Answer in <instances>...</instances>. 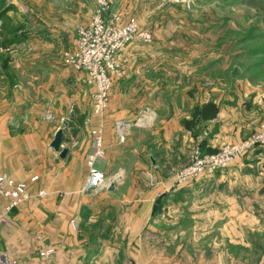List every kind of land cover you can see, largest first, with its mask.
<instances>
[{"label": "rangeland", "instance_id": "rangeland-1", "mask_svg": "<svg viewBox=\"0 0 264 264\" xmlns=\"http://www.w3.org/2000/svg\"><path fill=\"white\" fill-rule=\"evenodd\" d=\"M105 1L107 21L122 25L133 18L153 36L150 44L131 43L118 54V73L113 76V84L123 78L124 66H144L149 70L148 80L157 89L151 92L150 99H162L164 88V99L186 100V105L180 108L187 113L181 120L187 136H183L181 148L189 152L185 166L197 149L214 154L225 146L244 142L262 128L264 0ZM97 8L98 0H0V64L6 65L13 52L19 66H35L40 73L45 72L44 83L66 85L64 70L72 68L65 65L64 55L74 50L79 28L92 21ZM12 39L17 40L15 46ZM4 43L10 45L4 47ZM124 50L133 53L125 63L119 58ZM84 83L87 88L82 105L88 120L92 117L93 89L86 83V75ZM137 88L136 92L130 91L132 99L145 95L141 86ZM206 91L223 100V115L227 117L230 113L233 120L222 132L226 136L223 143L205 140L216 132L215 125L197 119L190 123L195 108L187 104L188 98L195 100L198 96L200 101ZM241 123L247 124L248 132H243ZM177 142V138L172 139L159 149L176 148ZM179 170L170 169L167 173L173 180ZM163 172L162 168H151V185L162 182ZM204 180L214 183L182 199L180 219L167 216L157 222V226L170 227L180 223L181 230L176 235L170 233L164 241L161 235H149L150 252H146V258L160 261L163 252L154 246L166 242L176 246L170 244L164 253L183 262L197 250L198 256L213 252V264H264V147L259 152L247 153L220 172L176 186L184 188ZM113 235L105 229L88 237L102 242L122 237ZM178 248L181 249L177 252ZM123 253L114 252V255L125 259Z\"/></svg>", "mask_w": 264, "mask_h": 264}, {"label": "crops", "instance_id": "crops-1", "mask_svg": "<svg viewBox=\"0 0 264 264\" xmlns=\"http://www.w3.org/2000/svg\"><path fill=\"white\" fill-rule=\"evenodd\" d=\"M12 41L15 46L17 40ZM10 57L6 65L0 64V174L27 184L33 198L13 208L6 221L0 222V249L19 264H44L36 253L44 247L55 250L52 264H213V252L198 256L196 250L184 262L176 256L171 258L164 252L173 243L166 242L154 246L163 252L160 261L146 258V252H150L149 235H161L164 241L170 233L181 230L180 223L170 227L157 226V222L167 216L180 219L182 199L214 183V180L197 181L180 188L167 173L170 169H181L188 161L189 152L181 148L183 136L187 137L181 120L187 113L180 108L186 100L164 99V88L162 99H150L151 92L157 89L147 78L148 68L124 66L123 78L111 88L103 120L99 122L93 117L87 123L82 105L87 88L83 72L65 69L66 85L44 83L45 72L40 73L35 66H19L13 52ZM132 57L133 53L124 50L119 58L125 63ZM138 86L145 95L132 99L130 91L136 92ZM197 98L189 97L187 104L201 108L212 102L219 107L215 119L205 120L216 127V132L212 129L205 140L223 143L222 132L232 120L230 113L227 117L223 115V100L215 98L212 91H206L200 101ZM166 106L173 109L166 110ZM120 120L139 121L127 130L124 142L119 140L115 129ZM197 120L203 121L200 117ZM65 121L69 126L63 129L66 139L61 149L67 148L69 152L61 158L51 143ZM100 125L104 129L106 159L97 166L111 176L110 184L115 183V190L86 192L87 162L93 144L90 131ZM241 126L244 133L249 131L247 124ZM176 138V148L159 149ZM151 168L163 169L164 177L159 176L164 178L162 182L151 185ZM41 191L45 195L39 196ZM7 204L6 199L0 198V215ZM105 229L113 236H122L121 239L102 242L88 237ZM120 251L125 259L114 255Z\"/></svg>", "mask_w": 264, "mask_h": 264}, {"label": "built area", "instance_id": "built-area-1", "mask_svg": "<svg viewBox=\"0 0 264 264\" xmlns=\"http://www.w3.org/2000/svg\"><path fill=\"white\" fill-rule=\"evenodd\" d=\"M106 10L107 2L98 0L96 15L90 23L79 28L74 50L64 55L65 65L83 72L86 75V83L93 89L92 117L88 118L87 123H90L93 117L100 122L105 116L109 106L113 76L118 73L116 64L118 54L128 44H150L153 41L151 32L141 29L133 18L122 25L115 21H107L104 17ZM137 124L139 121H117L115 129L119 140L124 142L127 130ZM90 133L93 144L87 162L88 178L84 190L97 193L107 190L111 180L97 166L98 162L106 159L102 125L91 129ZM263 147L264 124L258 132L244 142L225 146L217 153L204 154L201 149H197L191 155L189 164L177 172L174 178L175 184L184 185L200 176L212 175L218 170L231 166L247 153ZM36 179V177L33 178V181ZM27 187V184L23 182L0 174V198L8 201L5 211L0 215V222L6 221L7 213H10L13 208L33 198ZM38 195L43 196L45 192L41 191ZM72 224L75 226L74 220ZM54 254L55 250L52 247H44L39 251V258L44 264H52ZM0 264H18V262L0 249Z\"/></svg>", "mask_w": 264, "mask_h": 264}, {"label": "water", "instance_id": "water-1", "mask_svg": "<svg viewBox=\"0 0 264 264\" xmlns=\"http://www.w3.org/2000/svg\"><path fill=\"white\" fill-rule=\"evenodd\" d=\"M68 126L69 124L67 121L63 122V127L58 129L55 134L54 140L51 143V148H53L55 152H58L61 158H65L69 152V149L67 148L61 149L66 139L63 129H66ZM108 190H110V192H113L115 190L114 182L109 185Z\"/></svg>", "mask_w": 264, "mask_h": 264}, {"label": "trees", "instance_id": "trees-1", "mask_svg": "<svg viewBox=\"0 0 264 264\" xmlns=\"http://www.w3.org/2000/svg\"><path fill=\"white\" fill-rule=\"evenodd\" d=\"M9 45H10L9 43L2 44V46L4 47H7ZM218 114H219V107L215 103L209 102L207 103V105L205 104L201 108H195V112L193 114V120L190 123L194 124V121L199 117L203 121L213 120L218 116Z\"/></svg>", "mask_w": 264, "mask_h": 264}]
</instances>
